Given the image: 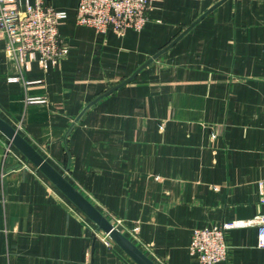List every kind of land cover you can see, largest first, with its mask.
I'll use <instances>...</instances> for the list:
<instances>
[{
	"label": "crops",
	"instance_id": "0c3cea01",
	"mask_svg": "<svg viewBox=\"0 0 264 264\" xmlns=\"http://www.w3.org/2000/svg\"><path fill=\"white\" fill-rule=\"evenodd\" d=\"M44 1L68 53L20 68L0 30V118L154 264H201L194 230L264 212V0H152L123 34ZM103 234L0 133V264H137ZM257 238L216 264H264Z\"/></svg>",
	"mask_w": 264,
	"mask_h": 264
},
{
	"label": "built area",
	"instance_id": "2783aa9c",
	"mask_svg": "<svg viewBox=\"0 0 264 264\" xmlns=\"http://www.w3.org/2000/svg\"><path fill=\"white\" fill-rule=\"evenodd\" d=\"M152 0H77L75 22L98 33L112 30L123 34L127 30L141 31L149 19ZM64 10L55 9L44 0L33 3L20 0H0V30L6 39V49L20 68L36 60L44 69L64 59L68 46L59 34V24L66 18ZM260 202L264 206V193ZM258 229L257 244L264 248V212L247 221H232L211 229H196L191 253L201 264H216L225 257L224 232L236 227ZM115 227V226H114ZM116 228V227H115ZM136 232V230H134ZM104 244L114 242L102 235Z\"/></svg>",
	"mask_w": 264,
	"mask_h": 264
},
{
	"label": "water",
	"instance_id": "95a60500",
	"mask_svg": "<svg viewBox=\"0 0 264 264\" xmlns=\"http://www.w3.org/2000/svg\"><path fill=\"white\" fill-rule=\"evenodd\" d=\"M0 133L8 139L13 147L28 162L34 165L81 213L92 221L99 230L105 233L135 263L154 264L127 237L115 228L61 173L51 166L14 127L1 118Z\"/></svg>",
	"mask_w": 264,
	"mask_h": 264
},
{
	"label": "rangeland",
	"instance_id": "374dc122",
	"mask_svg": "<svg viewBox=\"0 0 264 264\" xmlns=\"http://www.w3.org/2000/svg\"><path fill=\"white\" fill-rule=\"evenodd\" d=\"M115 226H117V224H122V222H117V223H113ZM136 230V229H135Z\"/></svg>",
	"mask_w": 264,
	"mask_h": 264
}]
</instances>
